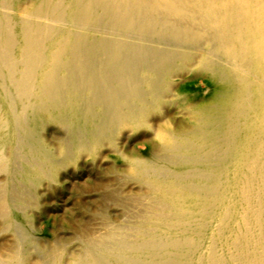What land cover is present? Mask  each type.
I'll list each match as a JSON object with an SVG mask.
<instances>
[{
    "label": "rangeland",
    "instance_id": "1",
    "mask_svg": "<svg viewBox=\"0 0 264 264\" xmlns=\"http://www.w3.org/2000/svg\"><path fill=\"white\" fill-rule=\"evenodd\" d=\"M54 1L61 18L69 0ZM37 3L0 0V23L31 15ZM126 12L134 17L114 21L107 10H97L96 21L88 24H95L93 31L44 21L49 27L86 33L90 40L123 45V53L135 45L152 57L140 68L135 64L132 69H139L135 77L123 76L124 89L117 84L121 78L111 77L109 90L114 93L111 98L117 99L116 111L98 101L91 104L88 91L81 87L80 94L69 92L56 99L57 120L30 125L34 136L25 147L12 153L6 150L10 162L0 163V264H82L89 244L96 253L106 250L113 264L116 256L126 252L120 241L140 245L157 240L165 227L173 228L169 235L198 242V264H207L212 254L219 264H240L236 242L207 217L210 210L201 214L183 209V214L162 200L170 193L183 197L179 188L183 183L209 184L221 165L219 156L211 155L208 138H203L207 146L195 141L192 154L181 149L206 130L202 117L221 92L210 64H225V59L221 61L211 51L197 21L188 25L160 11ZM147 15L155 22L163 19L168 33L159 35L164 39L139 34L142 30L137 27ZM178 28L191 31L174 33ZM158 32L150 33L156 36ZM150 53H164L166 58ZM95 66L98 71L109 67L97 61ZM118 67L111 65L109 70L114 75ZM192 158L196 164L179 176V166L188 165ZM136 164L146 167L145 179L136 172ZM33 166H40L42 173L30 181L9 177L11 169L20 172ZM189 174L193 178H187ZM153 180L177 188L166 194Z\"/></svg>",
    "mask_w": 264,
    "mask_h": 264
},
{
    "label": "bare ground",
    "instance_id": "2",
    "mask_svg": "<svg viewBox=\"0 0 264 264\" xmlns=\"http://www.w3.org/2000/svg\"><path fill=\"white\" fill-rule=\"evenodd\" d=\"M55 4L54 0H38L31 15L0 23V163L10 162L6 150L15 152L32 139L31 124L38 127L43 119L57 120L56 99L66 93L80 94L83 87L91 104L98 101L105 104V109L116 111L117 99H112L114 93L109 90L111 77L121 78L117 84L124 89L123 76L135 77L139 70L132 69L135 64V68H140L152 57L138 46L130 45L128 54L123 53V45L49 27L45 20L93 31L95 24H88L96 21L97 10H107L114 21H123L134 17L127 16L126 11L137 9L174 14L188 25L197 21L211 51L226 63L210 64L221 92L213 108L204 112L201 126L206 128L205 132L181 151L192 154L195 141L207 146L203 138H208L211 155L219 156L221 165L207 185L181 184L183 197L170 193L177 188L172 183H153L170 193L162 200L180 213L183 209L201 214L210 210L207 217L236 242L240 264H264V0H69L67 13L61 18ZM158 16L159 13L155 18ZM155 18L145 16L137 27L142 30L139 34L164 39L159 33H168L166 25L162 18L159 22ZM152 30L159 32L155 36L150 33ZM183 31L188 33L191 29L178 28L174 33ZM170 38L178 41L176 35ZM157 55L166 58L164 53L154 56ZM96 61L109 67L119 66L118 72L113 75L109 67L98 71ZM109 99L114 101L111 105ZM193 158L188 165L179 166V176L184 168L196 164ZM145 168L135 165L142 179ZM41 173L40 166H33L20 172L11 169L9 177L30 181ZM187 178L193 177L189 174ZM171 230L165 227L158 232L157 240L140 245L120 241L126 252L116 256L113 264L200 263L195 260L198 242L178 234L169 235ZM108 259L106 250L96 253L89 244L82 264H112ZM206 263L219 264L215 254Z\"/></svg>",
    "mask_w": 264,
    "mask_h": 264
}]
</instances>
